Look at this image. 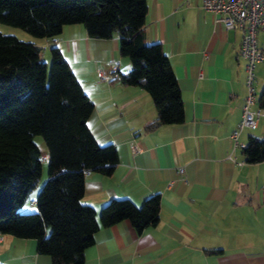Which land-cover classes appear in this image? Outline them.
<instances>
[{
  "label": "crops",
  "instance_id": "obj_1",
  "mask_svg": "<svg viewBox=\"0 0 264 264\" xmlns=\"http://www.w3.org/2000/svg\"><path fill=\"white\" fill-rule=\"evenodd\" d=\"M146 4L145 39L160 43L169 60L183 104L180 124L147 128L156 117L150 95L114 79L130 69L117 33L93 38L82 24H66L53 38H30L45 55L51 46L59 49L93 104L88 128L100 145L113 143L117 151L111 174H85L80 202L99 211L111 198L135 204L151 194L160 198L157 222L141 234L127 219L100 226L83 264H264V161L246 162L241 152L249 136L264 133V119L240 131L241 145L230 138L247 94L241 32L216 22L201 0ZM256 43L264 54V28ZM254 75L252 109L259 106L264 59ZM211 249L218 252H206ZM0 264L53 263L37 253L35 239L4 233Z\"/></svg>",
  "mask_w": 264,
  "mask_h": 264
},
{
  "label": "trees",
  "instance_id": "obj_2",
  "mask_svg": "<svg viewBox=\"0 0 264 264\" xmlns=\"http://www.w3.org/2000/svg\"><path fill=\"white\" fill-rule=\"evenodd\" d=\"M146 0H0V22L35 37L53 38L66 24H82L87 36L118 34V51L130 69L115 80L140 86L151 97L155 120L147 128L183 122V104L160 43L145 39ZM42 48L0 32V234L35 239L37 253L53 264H83L84 250L100 226L129 220L137 234L158 220L160 198L140 204L111 198L99 209L80 202L85 174L112 173L117 163L113 143L100 145L86 124L93 104L56 46ZM264 107V84L258 98ZM39 135L47 155V178L24 205L41 174ZM241 152L245 161H264V135H251ZM264 196V182H263ZM216 253L218 250H206Z\"/></svg>",
  "mask_w": 264,
  "mask_h": 264
},
{
  "label": "built area",
  "instance_id": "obj_3",
  "mask_svg": "<svg viewBox=\"0 0 264 264\" xmlns=\"http://www.w3.org/2000/svg\"><path fill=\"white\" fill-rule=\"evenodd\" d=\"M201 7L213 13L214 20L221 23L225 29H238L241 32L238 55L245 62L247 94L241 119L230 135L233 146L241 145L238 142L240 131L243 128L254 129L258 120L264 119V107L251 108L254 104V67L264 59V54L256 43V31L264 28V0H201ZM113 72L116 73V68ZM97 74L100 78H106L102 72ZM132 151L137 153L139 149L133 145ZM42 157L47 160V155ZM179 171L182 172V169Z\"/></svg>",
  "mask_w": 264,
  "mask_h": 264
},
{
  "label": "rangeland",
  "instance_id": "obj_4",
  "mask_svg": "<svg viewBox=\"0 0 264 264\" xmlns=\"http://www.w3.org/2000/svg\"><path fill=\"white\" fill-rule=\"evenodd\" d=\"M0 32L3 34H12L14 36H16L18 39L23 40V41H31L30 38L34 37L33 35H31L30 33H28L27 31L23 30L20 27L17 26H13V25H9V24H5V23H1L0 22ZM32 42V41H31ZM42 56L45 58L47 57V59H44L45 62H47V64H50V54H49V50L46 51V55L44 52H42ZM254 79H255V75H254ZM253 88L255 86V82L253 80ZM261 128V126H260ZM260 137L264 135V133H259ZM34 140L36 142V144L38 145V148L40 150V153L43 156L42 150L45 149L44 143L42 138L39 135L34 136ZM47 178V162L45 159L42 158V162H41V174L38 178V181L35 185V187L33 188V190H31L29 196H28V200L26 202V204L24 205L25 209H31L34 207V205L31 203V200L36 197V195L38 194L40 188L42 187L43 183L45 182Z\"/></svg>",
  "mask_w": 264,
  "mask_h": 264
}]
</instances>
